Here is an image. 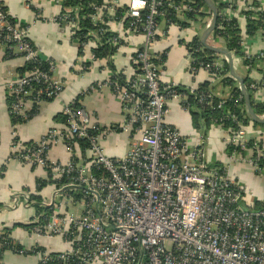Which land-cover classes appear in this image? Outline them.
I'll use <instances>...</instances> for the list:
<instances>
[{
    "label": "built area",
    "instance_id": "2783aa9c",
    "mask_svg": "<svg viewBox=\"0 0 264 264\" xmlns=\"http://www.w3.org/2000/svg\"><path fill=\"white\" fill-rule=\"evenodd\" d=\"M30 1L32 5L36 0ZM211 1L221 8L218 17L225 21L234 19L237 25L243 12H264L252 6L250 0ZM240 4L242 10L238 9ZM122 7L112 0L107 6L96 8L92 20L102 23L104 13L115 18L117 9ZM126 8L119 21L108 23L118 37L112 43L123 44L131 36H141L143 42L130 57L129 74L115 73L123 75L124 80L113 81L110 77L105 83L120 102L123 123L103 127L81 107H75V100L63 108L62 114L67 117L65 130L49 129L31 147L13 137L12 159L45 170L46 185L52 186L51 193L41 201L48 213H35L26 230L36 238L56 239L62 248L54 258L46 251L37 252L39 263L264 264V207H250L246 188L236 182L228 169L209 162L203 137L192 145L165 122L167 102L177 99L188 112V96L194 97L200 110L221 111L228 103L240 110L241 95L217 97L211 90L199 91L198 87L179 92L175 89L178 86H163L160 82L162 56L166 55H153L154 43L168 34L170 27H180L179 22L204 19L205 30L210 25V10L206 5L196 6L194 0H131ZM7 15L0 11V49L18 48L24 62L36 61L38 52L28 40L29 28L8 23ZM66 20L65 28L71 36L77 21L68 17ZM161 23L165 28L159 31ZM113 24L118 31L113 30ZM216 40L212 38L213 46ZM97 41L93 35L83 44V56L79 58L84 57L87 46L95 48ZM187 51L190 74L203 70L213 84L226 79L236 82L224 67L225 57L222 64L214 60L203 62L195 57L202 50L187 47ZM230 53L233 60L239 58ZM242 54L243 60H253L255 68L264 63V53ZM54 68L50 62L47 70L35 68L8 82V94L14 99L9 108L13 119L28 118L33 106L44 99L60 98L63 84L53 78ZM245 86L252 104L261 105L262 79H252ZM101 87L90 85L80 95L85 97ZM258 116L264 119V114ZM228 122L231 125L226 126ZM212 126L227 134L226 146L232 148L229 161L246 163L264 178V168L256 163L264 160V128L252 136L253 130L230 109L219 119H212ZM116 131L127 134L130 140L122 157L108 156L101 145L105 137ZM57 146L68 155L64 163L49 159L50 150ZM13 203L32 206L27 193L15 196Z\"/></svg>",
    "mask_w": 264,
    "mask_h": 264
},
{
    "label": "crops",
    "instance_id": "0c3cea01",
    "mask_svg": "<svg viewBox=\"0 0 264 264\" xmlns=\"http://www.w3.org/2000/svg\"><path fill=\"white\" fill-rule=\"evenodd\" d=\"M0 2L7 8L9 16L29 28L28 37L30 41L44 59L55 65L53 78L63 84L60 98L51 102H42L38 113L31 120L15 127L12 126L7 104V84L19 74V70L24 65V60L18 48L14 49L11 58H7L4 51L0 49V170L4 167L0 178V205L3 206L0 209V228H2L4 226L28 225L36 213L32 206H15L13 203L15 196L27 193L39 196L43 200L52 191L50 185H46L39 192L36 191L37 182L46 179L45 170L39 167L26 166L12 159L13 137L25 145L39 141L49 129L59 130L60 124L54 120L55 117L62 114L66 105L75 101L83 90L93 84H99L102 87L98 91L83 97L82 100H78L80 107L103 127L120 125L123 123L124 117L120 102L110 88L105 85L111 77L108 61L101 59L90 62L91 50L93 49L90 46L85 48L84 57L79 58L77 56L76 44L70 41L68 30L55 21L61 9L58 1H34L32 5L40 11V15H36L29 8L28 0H0ZM116 2L118 6L124 7L128 6L131 0H116ZM250 2H256L264 11V0H250ZM242 5H239V10H242ZM201 20H197V22ZM202 21L204 25V20ZM237 21L241 35L242 52L249 53L251 56L264 53V32L258 30L252 37H246L245 16L239 15ZM194 22L196 21L187 22V26L181 28L178 26L170 27L168 34L158 38L152 46L153 55H166L165 61L160 67V82L163 86L173 84L183 88L200 87L207 83L208 89L214 92L217 97L228 95L230 93L228 88L223 86V83L213 84L207 72L200 70L196 75L189 72L187 44L192 42L194 38L200 39L204 31L203 29L198 32V35H194L191 29L195 27ZM112 28L119 30L115 24L112 25ZM164 28V24L161 23L159 31ZM142 42L143 37L141 36L126 37L123 40V44L111 59L116 72L129 74L130 57L142 45ZM213 44L227 49L222 38H218ZM215 55H217L213 58L215 62L224 63V56ZM86 62H90L91 65L89 69L84 71L83 63ZM233 69L239 77H247L249 81L262 79L263 90L259 96L264 100V63H260L255 68L254 65H245L243 59L239 57L233 60ZM227 70L229 72V68ZM235 86L238 88V83H235ZM261 106H264V102L261 103ZM165 122L176 128L192 145L203 137L209 162L228 169L236 182L246 188V201L250 206L258 203V207H264V178L246 163L229 161L230 151L228 150L229 147L226 146L227 134L225 131L212 126L208 128L204 136L202 130L194 128L191 115L182 108L177 99H171L167 102ZM252 130V136L253 134L255 136V132L259 131L258 128ZM108 138L116 139V144L123 145L122 140L118 138V133L111 132L102 140L105 153L115 157L125 155L128 146L123 145V148L118 150L113 146L111 147L113 141L108 140ZM49 159L64 163L68 159V155L61 146H57L50 150ZM12 237L26 249L39 246L48 253H56L62 248L61 243L56 239L30 236L27 230L22 227H15L12 230ZM2 264H39V259L36 255L24 256L5 252L2 256Z\"/></svg>",
    "mask_w": 264,
    "mask_h": 264
},
{
    "label": "trees",
    "instance_id": "16d2710c",
    "mask_svg": "<svg viewBox=\"0 0 264 264\" xmlns=\"http://www.w3.org/2000/svg\"><path fill=\"white\" fill-rule=\"evenodd\" d=\"M56 1H58L61 6L60 13L58 17L55 19L57 23L65 27L66 25L65 23H67L66 17H68V19L71 18L77 21V28L72 30L73 34L69 36L70 41L76 44L77 56L78 57L83 56L82 45L87 43V41L89 39H92L93 35H95L98 41H97V46L91 50V53L93 55V61L106 59L109 63L108 67L112 75L111 80L113 81L117 80L118 82H122L124 80V77L121 74L115 75L116 70L111 60L112 56L116 53L119 45H122V43L119 42V44L117 43V45L112 43V40L117 39L118 37H117V34L110 31L108 27V23L111 21H119L123 12L127 10L126 6L120 9H117L115 18H110L106 15V13H104L102 17L103 22L99 23V22H93L92 20V17L96 13V8L102 7L105 5L107 6L109 2H111L112 0H56ZM194 1L196 3V6L205 5L202 0H194ZM213 1L217 3V0H213ZM27 4L29 8L35 12L36 15H40V11L35 9L31 5L30 0H28ZM251 5L254 7L260 8V6L256 2H252ZM218 8L221 9L220 6ZM0 11L8 14L7 8L1 2H0ZM243 15L246 18V28H245L246 37H252L258 30H262V32H264V12H260V13L243 12ZM6 19H7V22L12 25L14 24V25H18L24 28L27 27L24 24H20L17 20H15L9 15L6 16ZM187 20H192V18L187 17ZM127 21L128 20H125V24ZM179 26L185 27L187 26V22L186 23L179 22ZM220 27H223L222 30L220 29ZM212 38L214 40L218 38H222L225 41V47L227 48L228 51L234 52L240 58L243 57L242 48H241L240 30L238 29L237 22L234 19L231 21H225L224 19L217 17L216 27H215V30L213 31ZM28 40L31 46L36 50L34 44L30 41L29 37H28ZM187 47L189 49L191 48V50H197V49L202 50V52H200L199 54H195V57L200 58L203 62L212 61L213 58L217 56L213 54L212 52H209L203 49L198 38H194L192 42L187 44ZM3 51L7 58L13 57V51H9L7 49L5 50L3 49ZM162 59L165 61L164 56H162ZM243 61L245 65H250V66L254 65L253 60L252 61L243 60ZM48 63H50V61L44 59L38 53V59L36 61L24 62L23 67L19 70V74H24L26 71L30 72L35 68H38L39 70H47ZM90 65L91 63H86L85 69L87 70L90 67ZM224 67L227 70L228 67L226 63L224 64ZM244 81H245V85L249 83V79L247 77L244 78ZM235 83L236 82L230 79H226L223 82V86L229 88L230 95L233 98L241 95L238 88L235 86ZM175 89L179 92H185V88L183 87L178 86ZM198 89L199 91L208 90V84L205 83L202 86L198 87ZM82 98L83 96L81 95L78 96V98L76 99V103L74 105L75 107H80V105L78 104V100L80 101L82 100ZM13 101H14L13 97L10 94H8L7 96L8 110L11 104L13 103ZM51 101H53V99L42 100V102H51ZM213 101L214 103L217 102V98H215ZM194 102H195L194 97L188 96L187 103L190 106L188 109V113L192 117V123L194 125V128L197 130H202V133L204 136H205V132L208 130V128L211 125L212 119H219L223 115V113L226 111V109L228 110L230 109L236 116L238 115V117L242 119L243 122L247 126H249L251 130L253 128L256 129L259 127L264 128V125L252 123L248 119L243 100L241 101V104H240V110L237 109V107L233 103H228L227 105H225V107L221 111L200 110L199 107L196 106ZM40 104L38 106H33L32 110L29 112L28 118L26 119H23V120L20 118L13 119L9 115L12 126L24 124L27 121L31 120L38 113ZM252 107L254 109V112L257 115L264 114V106L252 104ZM241 110H242V115H239V112ZM54 120L60 124V130H65L66 124H67L66 116H64L63 114H60L56 116ZM225 125L228 126V125H231V123L228 122ZM34 145H35L34 142L25 144V146H30V147ZM81 147L82 149H85V144L81 143ZM228 150L231 152L232 148L229 147ZM256 163L261 168H264V160L262 159L256 160ZM3 171H4V167H2L0 170V178L2 176ZM46 184L47 183L45 181H38L36 185V191L37 192L41 191L46 186ZM29 199H30L32 207L35 209L36 214H41V213L47 214L48 213L47 209L41 206L42 199L39 196L29 195ZM250 207L261 208V207H258V203H256L255 205H251ZM1 208H3L2 205H0V209ZM15 227H22L25 229L29 228V226L27 225H14L12 227L4 226L0 228V264H2V256L5 252H12L14 254H18V255L21 254L24 256L36 255L37 252H45V250L39 246L32 248L30 250H27L23 246H21L17 241H15L12 238V235H11L12 230ZM50 256L54 258L56 256V253H50Z\"/></svg>",
    "mask_w": 264,
    "mask_h": 264
},
{
    "label": "water",
    "instance_id": "95a60500",
    "mask_svg": "<svg viewBox=\"0 0 264 264\" xmlns=\"http://www.w3.org/2000/svg\"><path fill=\"white\" fill-rule=\"evenodd\" d=\"M202 1L206 5V7L210 10L212 16H211L210 25L207 28H205L202 35L200 36L199 41H200L203 49H205L209 52H212L213 54L222 55L227 59V65L229 68V73L234 78V80L238 83V89H239V92L243 98L244 107H245L248 119L252 123L264 125V119L259 118V116L254 112L250 95H249V93L246 89V86H245L244 78L239 77L234 72L233 58H232L231 53L225 48L212 46L208 43V39L216 27V21H217V17H218V8L211 0H202Z\"/></svg>",
    "mask_w": 264,
    "mask_h": 264
},
{
    "label": "rangeland",
    "instance_id": "374dc122",
    "mask_svg": "<svg viewBox=\"0 0 264 264\" xmlns=\"http://www.w3.org/2000/svg\"><path fill=\"white\" fill-rule=\"evenodd\" d=\"M202 20H204V19H202ZM202 20L199 21V22L196 21V22L193 23V24H195V25H194L195 27H193V28H191V29H192V32H193L194 35H198V34H199L198 32H201V31L204 29V25H203V21H202ZM208 41L212 44V36L209 38ZM258 129H259V131H260V130L263 129V127H261V129H260V127H259ZM118 138H120V139L122 140L123 145H124L125 147H126V145H127V146L129 145L130 140H129L127 134L118 132ZM108 140H112V141H113V144H111V147L113 146L114 148H117L118 150L121 149V148H123V145L120 146V143H118V144L115 143V140H116V139L108 138ZM108 140H107V141H108ZM102 143H103V144H102ZM101 145H104V142H101ZM118 145H119V146H118ZM105 154H107V153H105ZM107 155H108V154H107ZM108 156H110V157H115V156H111V155H108ZM20 206H22V205H20Z\"/></svg>",
    "mask_w": 264,
    "mask_h": 264
}]
</instances>
